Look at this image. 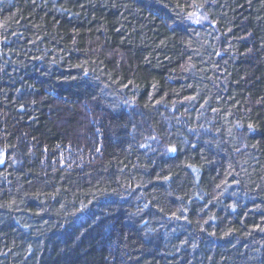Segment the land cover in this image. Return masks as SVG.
Instances as JSON below:
<instances>
[{"label": "trees", "instance_id": "16d2710c", "mask_svg": "<svg viewBox=\"0 0 264 264\" xmlns=\"http://www.w3.org/2000/svg\"><path fill=\"white\" fill-rule=\"evenodd\" d=\"M0 264H264V0H0Z\"/></svg>", "mask_w": 264, "mask_h": 264}]
</instances>
